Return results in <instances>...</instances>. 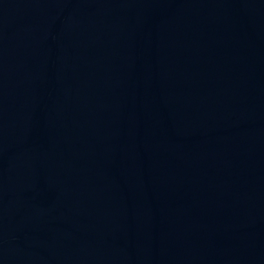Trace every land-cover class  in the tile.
<instances>
[{"label":"water","instance_id":"obj_1","mask_svg":"<svg viewBox=\"0 0 264 264\" xmlns=\"http://www.w3.org/2000/svg\"><path fill=\"white\" fill-rule=\"evenodd\" d=\"M0 264H264V0H0Z\"/></svg>","mask_w":264,"mask_h":264}]
</instances>
